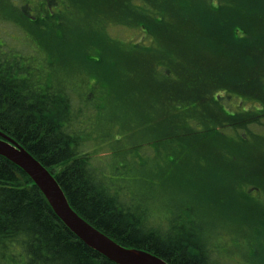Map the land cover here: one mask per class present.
<instances>
[{"label":"trees","instance_id":"16d2710c","mask_svg":"<svg viewBox=\"0 0 264 264\" xmlns=\"http://www.w3.org/2000/svg\"><path fill=\"white\" fill-rule=\"evenodd\" d=\"M15 1L17 3L8 1L14 11L19 10L11 17L27 29L39 25L38 15H55V0H39L38 4L27 0L21 8L19 1ZM171 1H94L101 2L90 10L91 16L97 18L95 24L103 27L105 20L117 19L121 25L129 24L142 30L138 41L120 48L117 53L122 55L125 65L118 63L117 58L112 61L119 65L118 80L106 83L107 95L103 102L93 100L96 98L94 91L101 83L97 77L99 72L83 92L76 89L77 85L88 83L78 76L71 80L73 76L68 74L74 65L55 69L52 60L39 56L41 46L37 38H34L37 48L29 52L9 47L0 37V130L23 144L52 171L81 215L123 245L152 251L171 264H228L217 256L216 246H226L221 242V246L214 243L216 240L211 238L215 233L205 229L203 234L195 227H185L183 206V211L180 210L175 218L168 219L165 213L158 212V219L153 212L159 210L158 206L153 209L142 195L136 198L139 195L133 194L130 184L123 180L129 172H141L147 175L145 178L154 180L156 177L160 186L172 175L171 169L175 165L187 167L188 172L183 173H194L198 178L203 149L215 148L211 146L218 141L216 155L219 157L223 145L219 141L227 140L229 145L246 144L249 135L263 138L259 146L263 147L260 151L264 157V137L253 128L264 130V117H253V121L250 117H235L233 103L229 101L232 94H241L245 85L251 90L260 81L252 77L256 74L248 78L247 70L263 71L264 63L260 67L256 63L248 67L240 47L255 34L264 35V22L258 16L257 25L261 30L257 31L254 12L248 11L244 18L241 17L237 14L241 4L235 2L239 7L234 9L233 0H197L201 5L199 8H203L200 18L207 24L206 32L199 30L197 35L200 41L207 43L206 48L201 51L203 53L192 55L185 45L169 39L166 43H174L169 44L174 49L171 51L167 44L162 48V39L158 38L161 28L165 27L168 7L194 8L193 0ZM42 4L44 8H40ZM111 4L115 5L112 10L103 13V6ZM221 7L232 12L215 11ZM111 14L115 16L111 17ZM215 20L218 23H214ZM238 29L242 31L241 35L236 33ZM95 30V35L104 40L105 47L102 40L101 43H90L85 52L82 48L86 62L82 58L77 61L80 70L97 67L104 59L105 49L113 46L109 45L108 35L102 34L99 28ZM56 31L60 35L61 31ZM206 33L214 36L204 40ZM32 34L35 36L36 33ZM232 34L233 44L230 41ZM94 45H99L95 51ZM232 53L238 55L236 63L231 60ZM91 55L96 58H89ZM255 56H249L250 61ZM158 64L165 67L156 70ZM120 78L123 80L118 84ZM114 84L118 88L125 87L121 91V101L119 91L115 90L119 100L115 112L111 111L114 105L110 101ZM102 114L127 118L117 122L109 118L116 127L108 138L107 133L99 132L102 128L99 121L96 123L95 117ZM226 129L232 134H227ZM109 139L113 141L108 149H104L108 151L106 154H111L107 157L96 150V144ZM231 152L230 161L233 162L236 153ZM227 157L224 153L223 159ZM108 164H111L110 168ZM119 174L120 178L112 177ZM249 183L251 186L245 192L247 197H251L249 190L262 189L264 192L261 184ZM159 200V206L163 205L165 201ZM193 208L196 212L198 204ZM193 208H189L192 218L195 216ZM189 222H192L190 217ZM223 232L231 231L226 228L216 233L223 235ZM251 236L257 244L261 242L259 234ZM248 249L251 255L258 251L256 246ZM0 264L118 263L80 239L56 214L30 175L0 155Z\"/></svg>","mask_w":264,"mask_h":264},{"label":"rangeland","instance_id":"374dc122","mask_svg":"<svg viewBox=\"0 0 264 264\" xmlns=\"http://www.w3.org/2000/svg\"><path fill=\"white\" fill-rule=\"evenodd\" d=\"M8 1L9 0H0V37H2L5 44H8V46L13 49L21 51L28 50L29 52H32L38 46L35 41L36 39H34L37 38L40 41L39 44L41 46L38 49L39 56L42 58L47 57L52 60L55 69L62 68L63 66L71 67L74 65L71 67L70 72H68L69 76H73L71 80L78 76L88 83L86 86L83 84L77 85L76 89H80L83 92L86 91L87 86L91 85L89 81H95V79L99 77L101 83L97 85V89L94 91V96H96L97 99L93 97V100L97 103V100H102L103 102V97L107 95L105 93L107 91L106 83H108L109 80H118L117 70L119 65L112 63V61L117 58L118 63L125 65L123 63L122 55L117 53L120 48L133 45L135 41H138L142 30L129 24L121 25L117 19L105 20L103 22V27L95 24L97 18L91 16L90 10H92L94 6H97V4L101 3H94L95 0H55V15L51 17L38 15L41 20L39 25H32L30 30L23 26V23V25H20V22H17L11 17V14H18L19 10L17 9V12L14 11V6L10 5ZM11 1L13 3L16 2L15 0ZM18 1L19 8L27 2V0ZM199 1L193 0L191 4L194 8L190 9H187L184 5H178V8L175 5H170L168 7V11L165 15L167 18L164 21L165 27L161 28L162 25L159 26L162 32L158 38L162 39L160 42L162 48L166 44L168 47H170L169 44H174L170 41V43H166V40L175 39L177 42L182 43L190 49L192 55L194 52L198 54L203 53L201 51L206 48L207 43L203 40L200 41V37L197 34L199 33V30L204 31L207 24H205L200 18L203 8H199V6H201ZM233 1L234 9L239 7L235 2L241 4L237 9V14L241 15V17L244 18V15H246L248 11H252L254 12L253 21L258 19V16H261V19L264 22V0ZM38 2L39 0L31 1L32 4H38ZM173 2L178 3L179 0H172L171 3ZM114 6V4L104 5L102 8L103 13L111 11ZM40 8H44V4H42ZM185 9H187V15H185L186 12L183 13ZM215 11H222L223 13L232 12L231 9H227V7H221L220 10ZM123 13L124 11L120 14ZM113 14H111V17L115 16ZM34 15L35 14H33V16ZM204 15H206V11H204ZM247 18L248 16H246V19ZM210 21H208V23ZM241 21L239 20L240 23ZM216 22L218 23L217 20L214 21V23ZM231 22L234 24L233 21ZM257 22L258 21L256 20L255 29L260 31L261 27L257 25ZM96 28H99L101 33L105 36L108 35L110 39L109 43H111L109 45L113 46H109V48L105 49L104 59L97 67L89 71L80 70L81 66L77 64V61H80L82 58L83 62H86L82 48H84L83 51L85 52V47L89 46L90 43H101L103 40L102 38L99 39L100 36L95 35L94 32L96 31ZM57 29L61 31L60 35H57V31L55 32ZM213 30H215V28H213ZM211 32L213 33V31ZM241 32L240 29L236 31L239 35H241ZM32 33H36L34 34L36 37L33 36ZM212 36L214 35L206 33L204 40H208ZM235 36L237 37L236 34ZM232 39H234L233 34L230 39L231 44H233ZM146 42H149V39H146ZM101 44L105 47L104 40ZM263 44L264 35L255 34L253 41H249L250 46L245 42L240 47L241 52L246 56H243V60L248 61V67L255 63L256 65L259 64L260 67L261 64L264 63ZM96 46L99 45L93 46L94 51ZM170 50L174 51L172 47H170ZM258 50L260 51L259 55L256 52ZM88 53H90V51ZM251 55L256 56L250 61L249 56ZM95 56L96 55H91L89 58L95 59ZM128 58L133 59L131 56H128ZM231 60L236 63L235 61L238 60V55L232 53ZM163 67H165L164 64H158L156 70H162ZM125 69H128V67H125ZM247 71L248 78L255 74L259 77L261 73H264V70L250 72L249 68ZM96 72H99L97 77L95 76ZM122 80L123 78H120L118 84ZM112 88L114 93L111 95L110 101L114 107H112L111 111L115 112V105H119V100L121 101L123 99L121 91L125 87L118 88L117 85L114 84ZM115 90L119 91V100L118 94ZM132 90L133 89H131V91ZM238 116L239 115L237 114L235 115V117ZM95 118L96 123L98 124L99 121V125L102 126L101 129H98L99 132L107 133L108 138H110L112 136L111 130H114L116 125L115 123H112L109 118L114 122H117L120 120L125 121L127 117H105L102 114L101 117L97 116ZM250 119L253 121V117H250ZM253 128L256 132H259L258 135L264 137V130L259 129L256 126ZM226 132L227 134H232L230 133V129H226ZM262 139L263 138L249 135L246 144L238 143L237 145H229V141L221 140L219 143L223 145L220 146V152H222L223 156L221 154L219 157L216 155L218 141L215 143L213 142L214 145L211 147L215 148H207L201 151V164L198 169V178H195L194 173L192 175H190V173H183L188 172L187 167L180 166L179 168V166L176 167L175 165L171 169V173L173 172L172 175L165 178L163 184L160 186V180H157L156 177H154V180L149 177L145 178L147 175L141 172L137 174L129 172L124 177L123 181L130 184V189L133 194L139 195L135 196L136 198H139L140 195H142L145 198V201H148L149 205L154 207L153 209H155V205L158 206L160 211L153 210L154 216L158 219H160L158 212L165 213L168 219L175 218V216L180 213L183 206L184 211H182L184 212L185 217L183 218L182 223L185 224V227L193 229L195 227V230H200V232L209 230L215 233L214 237L211 238L212 240H216L214 243L217 242L216 244H218L221 242L226 246L221 248V243H219L221 246L220 248L216 246V248H218L217 252L219 251L217 256L220 255L219 258L225 259L224 261L228 264H264V192H262V189H253L249 190V196L251 197H247L246 194L248 191L247 187L251 186L249 182L258 185L261 184L263 186L262 188H264V157L263 153L260 151L263 147L259 146ZM112 141V139H109L108 142L97 143L96 146H98V148H96V150H98L99 153H102L101 155H105L108 151H105L104 149H108ZM89 150L91 149H88V151ZM231 151L236 153L233 162L230 161ZM224 153L228 155L225 160L223 159ZM109 155L111 154H106L107 157ZM110 167L111 164H108V168ZM112 177L120 178L121 175H112ZM159 199L165 201L161 206H159ZM194 202L196 205L198 204L196 212L195 208H193L196 206ZM189 208L190 210L193 208L192 214L195 215L193 218L191 217L192 215ZM137 209L138 208L135 210ZM189 217L192 219V222H189ZM226 228L231 232H223L222 234L224 236L216 233L218 230ZM203 234H205V232H203ZM255 234L260 235L261 242H258V244L253 240V236H251ZM251 246H256L258 249L253 255L250 254L251 252L248 249V247ZM246 255L249 256L248 259L245 258Z\"/></svg>","mask_w":264,"mask_h":264},{"label":"water","instance_id":"95a60500","mask_svg":"<svg viewBox=\"0 0 264 264\" xmlns=\"http://www.w3.org/2000/svg\"><path fill=\"white\" fill-rule=\"evenodd\" d=\"M0 155L24 169L45 194L56 214L85 243L118 264H171L160 255L127 247L96 227L70 203L63 187L28 148L0 130Z\"/></svg>","mask_w":264,"mask_h":264},{"label":"flooded vegetation","instance_id":"af4514ba","mask_svg":"<svg viewBox=\"0 0 264 264\" xmlns=\"http://www.w3.org/2000/svg\"><path fill=\"white\" fill-rule=\"evenodd\" d=\"M249 41H253V38L247 40L248 46H250ZM256 52L259 55L260 51ZM252 77L260 79L257 85L252 86L251 90L245 85L241 94H232L229 98V101L233 103V114L240 117H264V73H261L259 77Z\"/></svg>","mask_w":264,"mask_h":264}]
</instances>
